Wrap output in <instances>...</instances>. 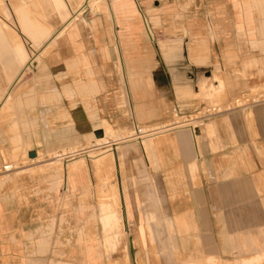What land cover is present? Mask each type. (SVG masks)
<instances>
[{
	"label": "crops",
	"instance_id": "crops-1",
	"mask_svg": "<svg viewBox=\"0 0 264 264\" xmlns=\"http://www.w3.org/2000/svg\"><path fill=\"white\" fill-rule=\"evenodd\" d=\"M262 94L264 0H0L2 170L4 153L95 138L111 146L93 162L104 173L113 151H136L129 131L166 126L141 150L147 172L111 182L113 203L97 202L104 177L88 161L64 164L59 187L43 170L11 173L0 264H107L121 216L139 246L169 239L181 264L264 263ZM211 105L226 110L190 129Z\"/></svg>",
	"mask_w": 264,
	"mask_h": 264
},
{
	"label": "rangeland",
	"instance_id": "rangeland-1",
	"mask_svg": "<svg viewBox=\"0 0 264 264\" xmlns=\"http://www.w3.org/2000/svg\"><path fill=\"white\" fill-rule=\"evenodd\" d=\"M262 95L264 96V94ZM254 97L259 98L258 96ZM0 121L2 128L5 129V126L8 121H4L2 119ZM94 134L100 135V131L94 132ZM155 136L156 135H152L141 139L140 143H136V151H134L133 153L129 152V149H127L126 147L123 151H121L122 146L119 148L118 153L117 151H113L112 149L114 153L113 159L115 161V164L113 163L112 169H107L106 171L104 170V173L97 172L95 170V165L93 162L98 163L102 161L106 158L107 152L111 150L110 144L107 145V139L99 142L97 139L94 138V140H92L89 144L85 142V145H78L68 150L57 152L48 156H39L37 161L30 160L31 158L37 157L35 152L21 154L18 153L19 151H15L11 155L4 153L5 162H9L8 164L13 165L17 168L13 169L10 172H4L2 168H0V188H2L4 183L8 181V177L11 173L19 176L25 174V172L27 171L36 173L40 172V170H43L44 172L43 177H57L60 183L58 185L59 187L62 183L61 167L64 164H67L68 172L74 162L83 161L84 163H86V161H88V165H90L92 174L98 178L101 176L104 177V182H102L101 180V184L99 183L96 185L98 187L97 191H99V186L103 187L102 189H100L101 191H103L102 194H97V197L99 199L97 202L113 203L115 201V194L114 191L111 189L114 186L113 184H111V182H116V176H120L123 181H126L129 179L130 176H141L147 172L148 169L145 168V165L142 162V151L149 152V144L147 141L153 139ZM125 138L126 137H122L120 139L125 140ZM111 145H113L112 147H114L116 146V143H112ZM120 156L121 158L123 157L124 160H119ZM132 157H135V160L137 161L134 162L133 159H131ZM100 199H102V201H100ZM115 209L119 210V203L118 206H115ZM123 220L124 219L121 216V230L119 233H105L104 239L106 246H108L112 241L117 239V237H115L116 235H120V240L119 244L117 245V248L115 249L114 246L112 248L113 250L115 249L114 252L110 251L109 248L104 247V252L107 257V264H181L178 261L175 249L170 243L169 239H167L166 241L167 244L165 243L167 248L164 249V240L160 239L158 241H153V236L147 233L148 243L146 244L145 239V241L142 243V248L138 245V242L136 240V233L128 231L127 227L124 225L125 220L124 222ZM161 237L163 239V233H161Z\"/></svg>",
	"mask_w": 264,
	"mask_h": 264
},
{
	"label": "built area",
	"instance_id": "built-area-1",
	"mask_svg": "<svg viewBox=\"0 0 264 264\" xmlns=\"http://www.w3.org/2000/svg\"><path fill=\"white\" fill-rule=\"evenodd\" d=\"M259 98H263V97H259ZM252 101H256V100L253 99ZM225 110H226L225 108L219 107L217 105L205 106L195 114L194 120L189 123V128L192 130H196L199 127L203 126L208 118L214 115L222 114L223 112H225ZM134 130H136L138 134H140V128H135ZM11 168H12L11 165L7 164L3 166V171L10 172L12 171Z\"/></svg>",
	"mask_w": 264,
	"mask_h": 264
},
{
	"label": "bare ground",
	"instance_id": "bare-ground-1",
	"mask_svg": "<svg viewBox=\"0 0 264 264\" xmlns=\"http://www.w3.org/2000/svg\"><path fill=\"white\" fill-rule=\"evenodd\" d=\"M27 69L32 70L33 69V64L29 63L28 66H27ZM255 100H256V98H255ZM245 102H247V98H242L240 100L235 101L236 105H242ZM165 128H166L165 125L162 126V127L156 128V129H143V128H140V134H138V132L136 130L132 129L131 131H129L127 133L125 139L126 140H132V141H140L141 139H144V138H146L148 136H152V135L160 133V131H164ZM35 159H38V157L33 158V160H35ZM11 167H12L11 168L12 170L17 168V167H15L13 165H11ZM5 175H9V174H5Z\"/></svg>",
	"mask_w": 264,
	"mask_h": 264
}]
</instances>
